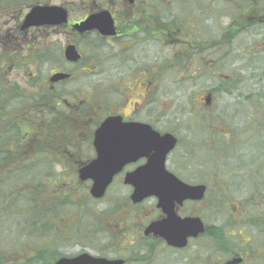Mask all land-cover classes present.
<instances>
[{"label": "flooded vegetation", "instance_id": "flooded-vegetation-1", "mask_svg": "<svg viewBox=\"0 0 264 264\" xmlns=\"http://www.w3.org/2000/svg\"><path fill=\"white\" fill-rule=\"evenodd\" d=\"M13 1L17 0H0V15H13ZM105 1L107 4L101 0H76L75 4L83 8V11L79 17L74 18L70 17L68 4H56L67 10V23L59 26H39L43 29L58 30L64 35L65 42L59 51L62 65L54 68L52 74L64 71L70 74V77L57 82H51L49 78L40 82L32 80L31 93H43V97H36V100L39 99L38 102L31 97L33 100L28 108L31 124L37 126L38 129L48 124L49 110L52 105H50L49 96L46 95L47 92L58 88L56 87L58 84L64 85L71 81L77 69L84 74L106 72V80L102 84L110 89L109 99L112 100V105L106 114L103 112L101 92H89L91 93L90 100L84 96H72L70 101L64 98L61 99L60 104H55L52 108L61 107L69 112H75V107L86 104L95 115L101 117V120L107 116H119L122 122L144 123L161 134L165 132L172 134L176 138V144L166 155L165 169L186 184L205 186L201 199H187L180 204L175 203L174 211L178 216H198L204 224V231L196 237L188 238L182 247L170 245L159 235L144 234V229L150 222L161 220L166 216L162 208L158 206L157 197L148 196L138 203L130 202L133 206L139 204L152 206L155 213V217L143 225L140 238L135 243V251L139 250L142 255L139 258L133 257L131 262H134L133 264L153 262L155 264H225L230 259H236V264H264V162L250 156L248 160H235L230 165L228 158L232 156V153L224 150L225 148L230 150L228 146H236L242 141L244 142L241 144L245 146L246 135L242 133L251 129L252 119H249L250 126L247 125L244 132H242L243 129L239 130L243 137L234 133L235 130L215 129L214 126V128H209L212 137L208 134L207 140L202 138V135L195 136L192 132V134L186 132V140L182 144L181 136L176 130L162 127V121L166 116L160 111L161 95L168 96L169 94L160 88H188L190 89L188 122L197 120L201 126L205 125L207 128L210 123L209 118L202 116L204 113L202 110L195 112L194 109L196 105H199L200 100V108L210 107L214 100V90L228 93L239 87V77L226 74L222 64L227 52L235 53L243 50L233 48L225 50L226 36L234 40L242 32V25L238 29L235 27L238 30L236 33L226 34L224 29L217 34L211 33L213 29L208 24L225 13V1ZM235 2V11L228 15L229 19L234 20L232 24L237 21L239 23L246 21V18L249 19L248 25L251 26L264 22V0H248L247 2L244 0L246 3L243 6L238 0ZM35 4L50 5L49 3L32 2L28 8ZM253 9L257 10L255 14L247 13ZM100 10H108L111 14L115 31L113 35H102L97 30L80 33L74 28L76 23L84 20L89 14ZM234 13L235 15L232 16ZM19 26L20 23L18 30H20ZM205 28L211 31L208 32ZM69 44L74 45L80 55L76 61H69L64 56V49ZM19 54V49L13 48V29L12 32L6 31L5 35L0 32V68L6 69L2 71L0 84L4 89H9L12 118L13 90H17V85L13 78L8 76L9 73H13V64ZM40 54L42 58H47L49 50L42 49ZM101 56L106 61L103 70L101 69ZM68 66L74 67V70ZM210 77L212 78L209 79ZM214 77L219 79L216 85L210 84L213 83L211 81H215ZM197 86H209L213 88V91L203 93L197 100L193 98V88ZM58 89L63 94L66 92L64 87ZM118 94L119 101L117 100ZM252 96V93H249L245 96L246 100L252 101ZM80 108L82 109V106ZM42 114L45 119L42 118L39 122ZM82 115L87 117V115ZM193 127L191 126V131ZM196 129L199 130L197 127ZM219 130L222 131L221 134L218 133ZM1 131H6V127L0 128ZM27 134H30L29 130ZM210 141L212 143L216 141L212 145H215L214 150L219 154L224 150L220 156L225 157V160L222 158L220 168L214 164L206 165L205 161L200 160L204 150L209 152L210 146L207 144ZM4 142H9L8 147L5 148L9 154L0 160V166H13V133ZM219 145L222 147L217 149ZM197 146L201 148L197 150ZM90 149H92V156L90 154L92 158L93 148ZM243 153L240 154L241 158L245 157ZM146 161V156H142L126 163L122 170L115 174L113 180L120 179L123 183L126 172L144 165ZM197 167L203 170L198 177L195 176ZM230 168H233V171ZM210 174L213 175L210 176ZM126 186L132 190L131 186ZM209 212L213 214L227 212L225 215L229 217L230 222L223 220L221 223L208 224L201 215ZM214 228L219 231L218 238L213 236ZM108 242L113 248L116 246L113 245L112 240ZM194 243H196L197 250L193 253L190 250L194 248ZM185 251H190V254H186ZM106 258H121L124 264L131 263L130 259L121 255ZM11 260L13 264V255H10Z\"/></svg>", "mask_w": 264, "mask_h": 264}, {"label": "rangeland", "instance_id": "rangeland-1", "mask_svg": "<svg viewBox=\"0 0 264 264\" xmlns=\"http://www.w3.org/2000/svg\"><path fill=\"white\" fill-rule=\"evenodd\" d=\"M21 1L20 3L13 4V15H0V32L5 35L6 31L12 32L13 29V48H18L20 54L13 64V73H9L8 77L13 78L15 85H17V90L25 93L31 92L32 80L39 82L48 80L53 69L62 65L59 51L65 42L64 35L55 29L31 27L24 31L18 30V25L22 16L28 10V5L32 2L68 4L71 18L75 16L79 17L83 8H79L75 4L76 0ZM101 1L107 4V1ZM256 11V9H253L247 13L255 14ZM233 22V18L229 19L228 16L223 14L210 21L208 26H212L213 32L211 33L217 34L220 30L224 29L227 34L230 32L228 30L229 27H236L238 29L242 25V32L234 40H231L230 37L225 39V50L229 48L243 50L241 52L236 51L235 53L227 52L222 64L223 71L226 74H231L232 77H239V87L228 93L214 90V100L208 108L199 107L201 106V100L199 105H196L194 111L198 112L202 110L204 112L202 116L209 118L210 123L208 124L209 127L207 125V128L205 125L201 126L197 120L188 122L187 110L190 103V97L188 99L190 89L185 87L160 88L162 91L169 92L168 96L162 94L160 97V111L166 116L165 120L162 121V127L176 130L181 136L183 144L186 140V132L187 134L193 133L195 136L202 135V138L207 140L208 134L212 137L209 128H214V126L215 129L224 130L229 128V130H235L234 133L238 134L239 137H243L240 135L239 130L243 129L242 132H244V129H246L252 119L253 124L249 125L251 129L242 133L246 135L245 146L243 147L244 144H241L244 142L242 141L236 146H228L230 150L226 148L224 150L232 153V156L228 158L230 165L235 160H248L250 156L264 162V22L252 26L248 25L250 23L248 18L241 23L237 21L232 24ZM42 49L49 50L47 58L41 57L40 53ZM100 59L102 61L101 69L103 70L106 61L103 56ZM68 67L74 70V67ZM75 69H77V66H75ZM217 79L215 78V81H211L213 83L210 84L216 85L219 82V79ZM105 80L106 72L84 74L77 69L71 81L64 85L58 84L56 87H64L66 92H75L78 97L84 96V98L89 100L91 93L101 92L103 112L106 114L112 105V100L109 99L110 89L102 84ZM193 90V98L198 100L203 93L213 91V88L209 86H197ZM249 93L253 95L252 101L246 100L245 96ZM127 94H129V91H127ZM99 99L98 96V101ZM117 100H120L119 94L117 95ZM20 105L15 104L13 110L17 116L20 115V111L22 113L28 107L25 103L24 105ZM50 105L52 104L50 103ZM80 106H82V109ZM74 109L75 112L70 113L61 107L55 109L57 112L53 116V120L49 119L48 124L40 128L47 130L34 131L35 133L28 137L23 151L13 153V163L15 164L12 165L23 166L24 160L20 159L41 157L39 150H42V157L48 160L47 166L50 167L48 169H51L54 178L50 186L51 191L60 190L59 194L65 192L64 195L61 194L58 198V204H60L57 209L59 211L58 217L47 218L46 230L42 229L38 231L35 237L28 240L25 238V232L23 233L22 229L21 233L17 234L13 232L11 235L10 228L12 224L14 227L17 221H21L18 216L14 215L13 210H9L13 214V219L6 220L0 225V253L12 251L13 255L17 256L16 263L18 262V264H46L48 261L51 264L58 255L74 256L84 251L92 255L106 257L121 255L124 258L130 259V262L133 257L139 258L142 255L139 250L135 251V243L140 238L143 225L155 217L153 208L152 206H147V204L131 205L130 201H127L131 189L124 185L120 179L113 180L103 198L93 199L88 195L90 183L89 181L80 182L76 177V170L80 165L81 159L88 157L87 153H90L92 156L91 144H89L91 142L90 134L94 128L93 125L97 115L86 104H80ZM82 114L87 115V117H83ZM217 123H221L222 125L219 126ZM191 126H194L192 131ZM25 129L22 127L21 131L24 132ZM221 130H219V134L222 133ZM215 143L216 141H213V143L210 141L207 144L210 146L209 152L204 150L200 160L205 161L206 165L214 164L220 168L222 158L225 160V157L220 156L224 150L220 154L215 151V147H213L215 145H212ZM221 147L222 145H219L217 149ZM196 148L199 150L201 147L197 146ZM47 150L52 152H47ZM47 153H53V156L47 155ZM241 153L245 157L241 158ZM51 159L53 161L49 162ZM1 167L11 168L4 165ZM230 170L233 171V168H230ZM202 171L200 167H197V175L195 176L198 177V174L202 173ZM212 175L210 174V176ZM66 195L69 196V199H66L67 203H64L63 198ZM50 197L52 196L50 195ZM231 202H234V200H231ZM15 206H22L24 208L26 205L23 200H17L15 201ZM61 206H63V209ZM47 209L49 210V206ZM222 213L213 214L209 212L202 214L201 217L208 224L221 223L223 220L229 223V217L225 215L227 212ZM27 217V213L23 214L22 221L27 219ZM4 229H7L9 232L7 233ZM25 230H29V227L27 226ZM110 240H112L113 245H116L114 248L110 246L111 244L108 242ZM42 247H48L52 251H55L54 256L56 257L52 256L53 252L50 250L48 255L43 259L36 257V251ZM195 247L196 243H194V248L190 251L194 253L197 250ZM190 251H185V253L189 255ZM0 261L1 264L12 263L10 256L7 255H3Z\"/></svg>", "mask_w": 264, "mask_h": 264}, {"label": "water", "instance_id": "water-1", "mask_svg": "<svg viewBox=\"0 0 264 264\" xmlns=\"http://www.w3.org/2000/svg\"><path fill=\"white\" fill-rule=\"evenodd\" d=\"M67 16V10L62 6L35 4L25 14L20 29L43 25L58 26L67 23ZM74 28L80 33L97 30L102 35H113L115 32L108 10L89 14L76 23ZM64 56L69 61H76L80 57L72 44L65 47ZM68 76L65 72H55L50 76V81L55 82ZM175 143L176 138L173 135L160 134L148 124L122 122L119 116H107L93 133L95 156L78 168L77 177L80 181L90 180V196L100 199L115 174L126 163L146 156L144 165L126 172L123 183L132 187L129 195L131 202L138 203L148 196H155L158 198V206L166 215L161 220L150 222L145 227L144 234L159 235L170 245L182 247L188 238L196 237L204 231V224L198 216H178L174 211L175 203L180 204L187 199H201L205 186L186 184L165 169L166 155ZM236 262V259H230L225 264ZM53 264H124V260L83 252L73 257H59Z\"/></svg>", "mask_w": 264, "mask_h": 264}, {"label": "trees", "instance_id": "trees-1", "mask_svg": "<svg viewBox=\"0 0 264 264\" xmlns=\"http://www.w3.org/2000/svg\"><path fill=\"white\" fill-rule=\"evenodd\" d=\"M210 1H225L224 4V10L225 15L228 16L229 14L233 13L235 11L234 5L236 4L235 1L237 0H210ZM22 2L21 0H17L16 2L13 1V4H17ZM238 2H241L238 0ZM244 2V1H242ZM241 2V6H243L244 3ZM235 13L232 15L234 16ZM203 30V29H202ZM208 32L210 31L208 28L206 29ZM228 30L230 32L236 33L237 30H235V27H229ZM228 36H226L227 38ZM6 69L0 68V80L2 79L1 74L2 71ZM9 88V87H7ZM58 88H54L53 90H49L46 95L49 96V101L53 105L60 104L61 99L68 98L70 99L71 93L65 92L64 94L61 93V91H58ZM7 93L5 94V92ZM43 93H29L25 92L22 93L19 90L14 89L13 90V110L15 107V104H26L27 109L21 113L20 115H16V113L13 111V118L11 117L12 110H11V100H10V93L9 89H4L0 84V128L6 127V131L0 132V160L4 159L9 152L5 149L8 147V143H5L4 141L8 140L10 135L13 133V153H17L20 151H23L25 145L27 144V139L29 136H32L35 132L34 131H42V129L38 130L37 126H34L31 124V117L28 116V108L30 103L32 102V98H34L35 102H38L39 99L36 100V97H43ZM32 97V98H31ZM31 98V99H30ZM20 105V106H21ZM19 106V107H20ZM49 110V117L48 120H53V116H55L56 112L54 108ZM18 108V107H17ZM45 119V117L42 114V117L40 116L39 122L41 120ZM101 121V117L97 116V118L94 121V127L99 124ZM22 127L26 128L24 132L21 131ZM42 127V125H41ZM13 128V129H12ZM30 131V134L26 135L27 131ZM93 132V129L91 130ZM92 132L90 134V139L92 138ZM90 144V143H89ZM5 145V146H3ZM41 157H29L24 158L20 160H24L23 166H10L8 167H1L0 166V225L6 221V220H12L13 214L9 212V210H13V213L15 216L19 217V221H17L16 226L13 227V224L11 226L10 233L12 235L13 232L15 233H21V229L23 230V233L25 232V238L28 240L32 237H35L38 233V231H41L42 229H45L47 218L49 217H58V204L59 196L61 194H65V192L59 194L60 190H54L51 191V185L53 175L51 169H48L50 167L47 166L48 160L45 159V157H42V150H39ZM47 152H52L48 151ZM13 154V159H14ZM37 154V153H36ZM47 155L53 156V153H47ZM88 157L85 159H81L80 165L86 163L90 159V153H87ZM38 158V159H37ZM40 158V159H39ZM53 159H51L49 162H52ZM14 162V161H13ZM15 164V163H13ZM79 165V166H80ZM78 166V167H79ZM55 183V182H53ZM50 184V185H49ZM51 191V192H50ZM50 195L52 197H50ZM63 202L67 203L66 199H69V196H65L63 198ZM71 199V198H70ZM17 200H23L25 203V207H17L15 206V201ZM128 201V197H127ZM49 206V210L47 207ZM63 209V206H61ZM27 213L28 217L24 221H22V215ZM29 227V230H25L26 227ZM1 227V226H0ZM1 231V228H0ZM4 231L9 232L7 229H4ZM218 230L214 228L213 236H217L218 238ZM6 233V232H5ZM51 249L48 247H42L36 251L38 258H44L48 255V252H50ZM53 255L54 256V251ZM3 255H13V252L8 253H0V258L3 257ZM55 257V256H54ZM13 258L16 263L17 256L13 255ZM26 263V262H23ZM1 264V261H0ZM50 262L48 261V263Z\"/></svg>", "mask_w": 264, "mask_h": 264}]
</instances>
